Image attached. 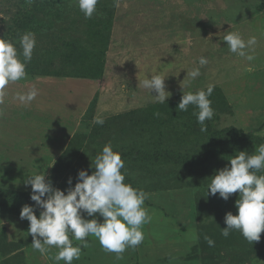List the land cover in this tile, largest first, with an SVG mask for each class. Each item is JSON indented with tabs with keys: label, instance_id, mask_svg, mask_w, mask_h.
Segmentation results:
<instances>
[{
	"label": "rangeland",
	"instance_id": "rangeland-1",
	"mask_svg": "<svg viewBox=\"0 0 264 264\" xmlns=\"http://www.w3.org/2000/svg\"><path fill=\"white\" fill-rule=\"evenodd\" d=\"M227 31L256 37L254 72L229 52ZM25 32L36 39L27 75L8 86L0 104V264H55L58 250H34L29 222L20 219L25 204L34 206L24 181L45 173L57 189L69 178L74 187L80 170L92 174L91 162L108 143L124 160V182L149 194L144 207L153 218L142 227L143 243L122 259L90 236L73 264H264V232L253 244L238 231L221 235L225 214H237L238 193L228 201L207 195L216 170L264 144V0H120L119 7L99 0L91 19L76 0H0V38L19 50ZM200 56L208 64L192 80L186 75L200 67ZM155 74L170 93L163 103L142 87ZM209 85L215 114L201 132L195 109L177 106L183 91ZM33 87L39 94L30 104L14 98ZM96 116L103 126L93 123ZM224 129L241 139L232 133L220 141L215 134ZM174 154L194 162L187 167Z\"/></svg>",
	"mask_w": 264,
	"mask_h": 264
},
{
	"label": "clouds",
	"instance_id": "clouds-1",
	"mask_svg": "<svg viewBox=\"0 0 264 264\" xmlns=\"http://www.w3.org/2000/svg\"><path fill=\"white\" fill-rule=\"evenodd\" d=\"M31 3V0H29ZM120 0H113L119 7ZM79 10L85 19H91L97 10L99 0H76ZM223 37L231 54L248 61L245 72H254L252 61L255 56L250 52L257 43L256 37L247 40L238 31H227ZM36 47L35 34L25 32L19 35V50L16 45L0 38V104L8 95V86L23 80L27 73V64L31 62ZM21 56L23 59H21ZM208 64L205 56L199 57L200 67L187 72L186 77L192 80L201 76V68ZM154 102L167 101L165 79L160 74L152 75L142 81ZM214 86L207 90L184 92L177 109L186 112L189 106L195 110L193 115L201 125L200 131L206 132L205 121L211 120L215 114L209 97ZM155 92L156 95H152ZM33 87L26 93H17L14 97L22 104H30L38 96ZM155 115H159L156 113ZM95 125L103 126V118H93ZM257 154L249 155L247 151H239L238 155L228 160L222 169L216 170L207 187V195L228 201L230 196L238 193L234 207L237 214H225L226 227L221 235L227 238L230 233L238 231L250 244L259 242L264 232V144L256 150ZM93 169L89 175L87 170H80L74 187L72 178L67 181L65 190L57 189L45 173L33 174L25 181V187H31L30 200L34 206L25 204L20 211V219L29 222L28 235L32 237L31 247L41 255L47 254L51 248L58 251L54 256L55 264H73L80 260L82 249L89 246L88 237H95L105 253L116 254L122 259L128 249L139 247L144 239L143 225L149 224L153 216L144 207L149 194L142 189L125 183L124 160L121 154L113 150L111 143L105 144L90 165ZM39 210V218L35 214ZM87 217V218H86ZM90 218V219H88ZM212 219V218H211ZM73 240L79 241L77 246ZM204 240L209 247L215 241L209 236Z\"/></svg>",
	"mask_w": 264,
	"mask_h": 264
},
{
	"label": "trees",
	"instance_id": "trees-1",
	"mask_svg": "<svg viewBox=\"0 0 264 264\" xmlns=\"http://www.w3.org/2000/svg\"><path fill=\"white\" fill-rule=\"evenodd\" d=\"M28 12H25V15L27 16ZM95 35L98 36V39L100 40V38L102 39L103 38V32L102 31H95ZM234 133V135L237 136V138H239V140L241 139V136L240 135H237L236 131L235 130H229V129H224L222 130L220 133H216L215 136L220 139V141H223V140H226L230 137V134ZM248 136V135H247ZM247 136H245V138H247ZM171 155L169 154H165V155H157L156 158H159L158 160H161L163 162H169L171 159H170ZM174 158L178 159L179 161H181L180 163L183 164V165H186L187 167H190L191 164L194 162V159L192 158H187L186 156H180L178 154H174ZM155 160V159H153ZM147 161V160H146ZM153 164V163H151ZM16 201H20V199H16Z\"/></svg>",
	"mask_w": 264,
	"mask_h": 264
}]
</instances>
